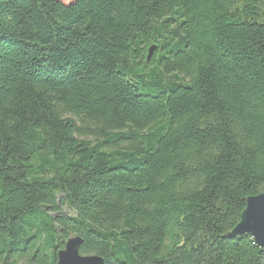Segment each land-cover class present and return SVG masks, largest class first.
I'll return each instance as SVG.
<instances>
[{"label":"trees","instance_id":"obj_1","mask_svg":"<svg viewBox=\"0 0 264 264\" xmlns=\"http://www.w3.org/2000/svg\"><path fill=\"white\" fill-rule=\"evenodd\" d=\"M263 193L264 0H0V264H263Z\"/></svg>","mask_w":264,"mask_h":264},{"label":"water","instance_id":"obj_2","mask_svg":"<svg viewBox=\"0 0 264 264\" xmlns=\"http://www.w3.org/2000/svg\"><path fill=\"white\" fill-rule=\"evenodd\" d=\"M155 49L152 47L149 50L148 61L151 60ZM242 236H250L264 254V193L247 200L239 224L228 234L230 239ZM82 244L83 240L79 236L68 239L64 249L57 254L58 264H104V259L99 256H82L80 254Z\"/></svg>","mask_w":264,"mask_h":264},{"label":"rangeland","instance_id":"obj_3","mask_svg":"<svg viewBox=\"0 0 264 264\" xmlns=\"http://www.w3.org/2000/svg\"><path fill=\"white\" fill-rule=\"evenodd\" d=\"M63 1H64V2H70V1H72V0H63ZM63 212H64V213H68V210H67V209H64Z\"/></svg>","mask_w":264,"mask_h":264}]
</instances>
